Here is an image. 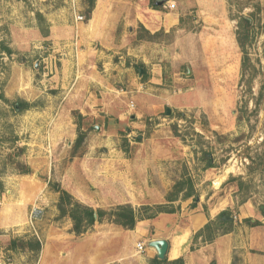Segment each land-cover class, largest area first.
Listing matches in <instances>:
<instances>
[{"label":"rangeland","instance_id":"374dc122","mask_svg":"<svg viewBox=\"0 0 264 264\" xmlns=\"http://www.w3.org/2000/svg\"><path fill=\"white\" fill-rule=\"evenodd\" d=\"M80 1L84 3L77 0L76 7L74 0H0V217L18 198L27 211L26 228L13 238L43 242L37 227L44 219L55 227L48 240L56 243V259L65 256L70 242L79 241L73 232L65 235L71 232V220L58 217V193L48 185L69 178V172L68 183L88 193L83 204L106 211L115 207L90 188L91 171L108 153L106 141L119 149L121 165L126 158L135 174L154 179L164 192L161 200L130 203L135 209L167 204L174 182L188 174L197 205L205 207L204 196L213 194L210 204L229 199L223 216L238 218L246 204L261 217L264 0H165L160 9L179 13V23L152 34L149 27L157 28L160 19L146 7L155 0H131V7L120 0L110 12L117 16L103 14L109 26L106 46L96 41L94 47L108 63H97L93 86L91 67L72 64L76 45L65 64L63 50L69 46L59 49L61 34L66 39L71 32L74 37L77 31L86 34L81 29L86 5L81 8ZM78 14L82 20L75 19ZM71 18L79 27L73 24L70 32ZM61 26L65 29L59 31ZM131 49L146 55L145 62L138 55L127 56ZM154 54L159 57L157 71L147 59ZM152 77L160 82L148 81ZM23 103L27 107L19 110ZM207 158L212 167L206 166ZM19 176L27 179L21 183ZM181 194L172 202L174 214L193 206L191 198L180 200ZM32 208L41 210L34 230L27 224ZM108 222L104 216L88 230L100 234ZM4 230L0 264H38L40 251L8 249L12 237ZM102 246L110 253L116 243L106 240Z\"/></svg>","mask_w":264,"mask_h":264},{"label":"crops","instance_id":"0c3cea01","mask_svg":"<svg viewBox=\"0 0 264 264\" xmlns=\"http://www.w3.org/2000/svg\"><path fill=\"white\" fill-rule=\"evenodd\" d=\"M127 1L131 7V0ZM120 3V0H95L90 18L82 22L81 29L83 28L86 34L77 31V36H73L71 32L72 25L76 24L79 27V22L76 21L75 23L71 18V25L68 28L71 32L70 37L66 39L62 34L59 36V49L65 44L69 46L68 49L63 50L65 58H67L64 59L63 64L70 60L71 55L68 53H72L73 45H76L72 64L79 67V69L86 66L91 67L89 71L91 73V86L94 85L92 80L95 83L98 81L96 77L98 72L96 70L97 63H108L102 50L94 47L96 41L102 47L106 46L107 40L104 34L108 32L109 26L103 14L108 12L111 17L117 16L116 13L110 12L111 9H115L114 4L117 6ZM74 4L76 7L78 6L77 0H74ZM136 4L139 8L142 6L140 2ZM83 6L84 3L80 1V7ZM161 6L158 8H154L152 5L146 7L149 14L154 15L153 13H155L160 19V25L157 28L149 27L151 34L161 27L164 32H167L179 23V13H175L176 11H163ZM59 24L62 25L60 22ZM62 28L61 26L58 30L62 31ZM130 53L138 55L145 62L146 55H141L137 50L132 49L126 52V55L129 56ZM147 59L150 60L152 70L157 71L159 57L154 54L148 56ZM148 81L158 84L160 79L152 77ZM104 143L108 145L106 146L108 147V153L103 157L104 161L98 163L90 173L92 178L90 188L95 189L94 191L102 201L108 206H116L124 203L135 205V202L147 199L161 200L163 198L164 192L162 194L154 179H147L143 175L139 177L134 172L133 163L127 162L126 158L121 165L119 163L121 161L118 153L119 149L111 141ZM70 173H68L69 178H71ZM69 178L66 176L57 179L78 202L81 201L80 203H82L84 199H88V193L82 192L78 185L68 183ZM23 179H27V177L19 176L21 183L24 182ZM220 181L219 183H223L222 180ZM20 184L19 186H22ZM19 186L15 187L17 191L21 190ZM206 196H208V201L205 204ZM212 197L213 194L204 196L202 201L206 205L205 207L201 202L197 205V200L191 209L187 210L186 208L183 210V207H180V212L176 214L160 213L152 221L140 219L133 229H125L109 222L100 228V234H94L93 231L90 233L87 229L77 236L80 237L78 242L73 245H71V242L69 243V250L65 253V256H62L61 260L56 259L55 253H53L55 241L48 240L51 229H55V227L46 224L43 219L39 224L37 223L38 231H40V235L44 240L43 242L40 241L38 264H149V258L155 255L154 249L147 245L151 239H166L168 242L166 251L168 259L182 257L184 264H264V213H262L264 209L261 212V217L254 216L253 210L245 204L240 206L241 210L238 218L223 220L222 223L216 224L210 239L206 238L205 233L197 238L194 237L196 232L208 221L214 220L220 212L226 211V207H229L228 198L220 197L210 204L209 201ZM184 201H189V198ZM54 214L56 215V212ZM26 217L25 203L19 198L13 200L5 207L3 218L0 217V229L10 231L7 235L13 238L20 230L26 228ZM247 218L250 221L257 220L259 223L253 226L247 224L244 221ZM20 224L22 226L18 227ZM150 225L152 226V233L148 231ZM65 235L72 237L73 233L72 231L66 232ZM106 240L116 243V247L110 253H107L106 248L102 246ZM138 242L144 243L143 251L135 249Z\"/></svg>","mask_w":264,"mask_h":264},{"label":"trees","instance_id":"16d2710c","mask_svg":"<svg viewBox=\"0 0 264 264\" xmlns=\"http://www.w3.org/2000/svg\"><path fill=\"white\" fill-rule=\"evenodd\" d=\"M86 5L84 17L89 19L91 11L94 7L95 0H82ZM152 7L158 8L160 6L151 4ZM245 26L250 24L249 19H243ZM243 46L244 42H240ZM9 51V50H8ZM137 72L139 68H142L141 63L135 65ZM145 75V70L143 72ZM27 103L19 104V110L27 107ZM181 115V114H179ZM80 142V137L77 138V144ZM207 167H212L211 158H207ZM233 180V178L228 179V182ZM50 189L58 193V199L56 202V208L58 210V217H68L71 220V231L75 236H79L84 233L89 227L93 226L96 222L101 221L104 216H107L108 220L119 225L125 229H133L140 219H148L150 221L154 220L159 213H174L176 208L173 206L172 202L178 199L185 200L188 198L192 199V205L197 200L196 195H194V188L192 179L188 174H183V176L176 180L172 186V189L168 192L166 197L167 204H156V206H141L139 209H135L130 203L118 204L113 209L106 211L102 208H93L88 205H84L78 202L72 194L61 186L59 182H48ZM149 212V213H148ZM264 213V211L262 212ZM227 215V211H222L214 220L208 221L200 230L194 235L197 238L199 235L205 233L207 239H210L212 233H214V227L216 224L222 223L221 217ZM247 224L257 225L259 222L257 220L250 221V219L244 220ZM148 231L152 233V226L148 227ZM8 249H27L30 251L39 252L41 248V242L36 238H11L8 241ZM149 264H184L182 257L175 259H168L167 255L163 259L157 258L156 255H152L149 260Z\"/></svg>","mask_w":264,"mask_h":264},{"label":"water","instance_id":"95a60500","mask_svg":"<svg viewBox=\"0 0 264 264\" xmlns=\"http://www.w3.org/2000/svg\"><path fill=\"white\" fill-rule=\"evenodd\" d=\"M165 0H155L154 4L157 6H161L162 4H164ZM143 68H139L138 69V73L139 75L142 73ZM169 112V110L167 109V113ZM261 209L263 210L264 207L262 206ZM222 220H228L231 219L229 216H222L221 217ZM148 247L154 249L155 251V255L157 256V258L159 259H163L166 255V251L168 248V242L166 239H151L148 241L147 243Z\"/></svg>","mask_w":264,"mask_h":264},{"label":"built area","instance_id":"2783aa9c","mask_svg":"<svg viewBox=\"0 0 264 264\" xmlns=\"http://www.w3.org/2000/svg\"><path fill=\"white\" fill-rule=\"evenodd\" d=\"M75 19L76 20H82L83 16L78 14V15L75 16ZM40 214H41V210L39 208H32L30 210V212H29V217H28V220H27V224L33 230H34V225L36 224L38 218L40 217ZM144 247H145L144 243L138 242L136 244V248H137L138 251H143Z\"/></svg>","mask_w":264,"mask_h":264}]
</instances>
